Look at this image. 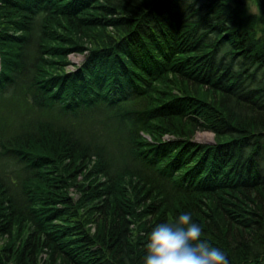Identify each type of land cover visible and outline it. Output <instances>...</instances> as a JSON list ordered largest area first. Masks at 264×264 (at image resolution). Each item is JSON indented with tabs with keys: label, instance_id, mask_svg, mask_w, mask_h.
Instances as JSON below:
<instances>
[{
	"label": "trees",
	"instance_id": "16d2710c",
	"mask_svg": "<svg viewBox=\"0 0 264 264\" xmlns=\"http://www.w3.org/2000/svg\"><path fill=\"white\" fill-rule=\"evenodd\" d=\"M241 1L0 0V264H143L184 213L264 264V0Z\"/></svg>",
	"mask_w": 264,
	"mask_h": 264
},
{
	"label": "clouds",
	"instance_id": "9594fccd",
	"mask_svg": "<svg viewBox=\"0 0 264 264\" xmlns=\"http://www.w3.org/2000/svg\"><path fill=\"white\" fill-rule=\"evenodd\" d=\"M201 235L191 213L157 223L145 243L143 264H228L225 254L201 240Z\"/></svg>",
	"mask_w": 264,
	"mask_h": 264
},
{
	"label": "rangeland",
	"instance_id": "374dc122",
	"mask_svg": "<svg viewBox=\"0 0 264 264\" xmlns=\"http://www.w3.org/2000/svg\"><path fill=\"white\" fill-rule=\"evenodd\" d=\"M242 4L240 8L245 14H252L257 12V6L255 4L254 0H242ZM69 58L73 64H80L84 56L72 53L69 55ZM70 69H73V67L70 65ZM194 139L199 142H212L213 141V134L208 131H198L195 133Z\"/></svg>",
	"mask_w": 264,
	"mask_h": 264
}]
</instances>
